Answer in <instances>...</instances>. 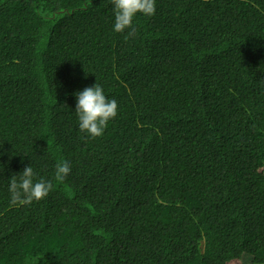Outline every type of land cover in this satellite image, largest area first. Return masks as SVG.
I'll return each instance as SVG.
<instances>
[{
  "label": "trees",
  "instance_id": "16d2710c",
  "mask_svg": "<svg viewBox=\"0 0 264 264\" xmlns=\"http://www.w3.org/2000/svg\"><path fill=\"white\" fill-rule=\"evenodd\" d=\"M155 2L125 41L111 0H0V264H264V0Z\"/></svg>",
  "mask_w": 264,
  "mask_h": 264
},
{
  "label": "clouds",
  "instance_id": "9594fccd",
  "mask_svg": "<svg viewBox=\"0 0 264 264\" xmlns=\"http://www.w3.org/2000/svg\"><path fill=\"white\" fill-rule=\"evenodd\" d=\"M111 3L114 6V31L123 33L127 30L125 41L137 35L133 20L138 14L150 17L156 11L155 0H111ZM75 95L77 100L75 113L80 131L92 138L102 136L108 122L117 115V101L106 97L98 83L86 87ZM70 172L71 166L68 161L61 160L55 166V180L63 182ZM34 175L33 168L29 165L19 175L10 178L11 204H31L33 201L44 199L52 191L53 185L50 181L41 179L34 182Z\"/></svg>",
  "mask_w": 264,
  "mask_h": 264
},
{
  "label": "rangeland",
  "instance_id": "374dc122",
  "mask_svg": "<svg viewBox=\"0 0 264 264\" xmlns=\"http://www.w3.org/2000/svg\"><path fill=\"white\" fill-rule=\"evenodd\" d=\"M240 259H241V258H240ZM240 261L244 262L245 260H244V258H243V259H241Z\"/></svg>",
  "mask_w": 264,
  "mask_h": 264
}]
</instances>
